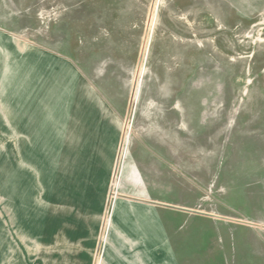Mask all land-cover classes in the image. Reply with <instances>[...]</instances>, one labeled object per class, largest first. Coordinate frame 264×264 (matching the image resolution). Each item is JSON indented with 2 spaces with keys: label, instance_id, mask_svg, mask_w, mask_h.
<instances>
[{
  "label": "rangeland",
  "instance_id": "374dc122",
  "mask_svg": "<svg viewBox=\"0 0 264 264\" xmlns=\"http://www.w3.org/2000/svg\"><path fill=\"white\" fill-rule=\"evenodd\" d=\"M0 264H264V0H0Z\"/></svg>",
  "mask_w": 264,
  "mask_h": 264
},
{
  "label": "water",
  "instance_id": "95a60500",
  "mask_svg": "<svg viewBox=\"0 0 264 264\" xmlns=\"http://www.w3.org/2000/svg\"><path fill=\"white\" fill-rule=\"evenodd\" d=\"M131 199H135V200H142L140 198H136V197H131ZM152 203H157V202H153V201H150ZM164 205H167V206H172V205H168V204H164ZM172 207H175V206H172Z\"/></svg>",
  "mask_w": 264,
  "mask_h": 264
}]
</instances>
